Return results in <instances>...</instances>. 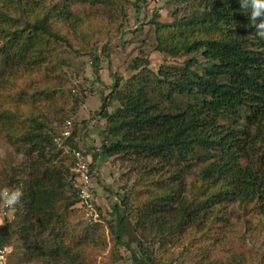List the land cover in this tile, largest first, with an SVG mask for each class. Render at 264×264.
I'll return each mask as SVG.
<instances>
[{"label":"trees","instance_id":"16d2710c","mask_svg":"<svg viewBox=\"0 0 264 264\" xmlns=\"http://www.w3.org/2000/svg\"><path fill=\"white\" fill-rule=\"evenodd\" d=\"M170 1L188 3L187 14L172 23L150 19L155 48L191 56L179 66L161 65L156 73L138 69L140 58L132 59L129 68L136 72L109 95L119 106L104 113L108 134L117 139L102 145L107 156L123 153L143 160L150 166L144 172L148 179L163 175L162 169L168 174L144 180L142 200L138 196L135 206L126 205L124 198L114 202L116 227H108L120 242L119 223L124 215L132 222L140 242L138 255L131 250L133 264H253L264 257V247L260 253L242 241H264V39L257 37L250 10L242 9L239 0ZM73 2L109 4L116 12L122 6L116 0H0V133L24 148L29 170L24 178L7 175L6 169L1 173L5 181L0 190L23 191L12 208L17 219L0 227V245L12 243L16 260L69 256L67 248L79 242L71 237L65 246L62 229L68 218L82 213L72 187V160H55L63 153L53 140L60 130L31 115L35 104L51 102L49 93L63 87L56 90L39 75L26 77L35 67L41 71L47 56L57 65L64 63L58 56L75 37L81 43L96 34L97 21L72 13ZM139 2L144 0L131 3L135 10ZM179 9L174 8L175 14ZM197 55L203 63L193 68ZM100 100V109L109 104L105 96ZM231 215L236 228L229 227ZM176 236L187 240L169 251L167 241L177 242ZM47 237L58 245L49 247ZM153 246L164 253V261L152 254Z\"/></svg>","mask_w":264,"mask_h":264},{"label":"rangeland","instance_id":"374dc122","mask_svg":"<svg viewBox=\"0 0 264 264\" xmlns=\"http://www.w3.org/2000/svg\"><path fill=\"white\" fill-rule=\"evenodd\" d=\"M44 1L49 3L50 0ZM134 1L136 0H116L117 4H122L121 9L117 12L109 4L101 3L92 6L88 3L73 2L70 5L72 13L89 14L88 16L93 19V22L97 21L94 24L96 34L81 43H79L78 37H75L72 47L69 50L64 48L65 50L58 56L59 60H63L64 63L57 65L50 61L51 56H47L48 61L41 66V71L35 67L33 74L26 76L30 78L39 75L43 79L49 78L50 87L56 88V90L63 87L60 92L49 93L52 98L51 102L43 99L42 102L35 104L31 115L38 119L40 116L44 117L47 122L51 123V127L57 130L62 129L66 121L70 122L71 140L65 144L66 151H62L63 153L55 160L61 157L63 163L67 164L70 159L72 160V152L75 150L88 156L91 170L87 185L93 190V199H91L97 217L95 220L88 219L80 207L82 213L77 212L78 215L73 218L70 214L71 219L68 218L62 228L67 232L64 243L65 246L69 245L71 237L79 238V242L78 246L67 248L69 256L60 255L57 259H42L37 255H32L16 260L17 258L12 252L14 245L9 243L6 245L9 247V253L4 262L0 264H133L131 250L138 255V243H140L137 240L138 233L133 232L132 222L125 215L119 223L120 242L114 241L113 234L108 227L109 223L114 225L115 212L112 205L120 198H124L126 205L135 206L142 200L141 194L144 192V188L141 189V185L144 180L153 182L162 179L159 177L167 176L168 172L162 169L160 171L163 175L151 174L152 176L148 179L144 172L149 170L150 166L144 164L143 160L139 161L138 157L130 155H128L130 157L127 155L125 157L123 153L107 156L103 152L102 145L115 141L117 137L108 134L107 119L104 117V113H112L119 106L118 101L113 100L109 95L114 91L113 89L122 87L128 77L136 72L129 68L132 59L140 58L138 69L145 66L152 73H156L159 66H179L184 59H188L191 55L185 52L168 55L156 50L154 25L150 22V19H154L160 23H172L175 19L187 14V10L184 9L188 3L182 2L181 5L170 0H144V2L138 3L139 7L135 10L131 4ZM175 7L180 8L179 13L175 14ZM202 63L203 59L197 55V63L192 67L199 68ZM35 80L38 79L35 77ZM21 82H24V77H21ZM112 85L114 86L112 87ZM101 96H105L109 102L102 109L99 108ZM66 118L67 120L62 124ZM17 145L0 133V185L5 181L4 175H1L3 169L7 170V175L13 172L22 178L29 172L25 150ZM64 155L66 156L64 157ZM142 167H145V170L142 171ZM197 168L198 166L192 167L191 174H194ZM16 172H20V174ZM183 181L186 185L189 184L191 175H186ZM70 192L67 189L66 196H70ZM72 209L77 210L78 208L73 207ZM74 213L76 211H73ZM15 215L12 208L6 210L5 219L8 220L4 224L17 219ZM235 219V216L231 215L230 228L237 227L233 224ZM57 227L60 225H56L55 231L60 229ZM176 238L178 241L172 244L168 240L165 248H169V251L178 250L187 240L184 236H176ZM44 242L49 247L52 243V246L58 245L57 240L53 242L50 237L45 238ZM242 243L246 248L256 249L260 253L263 251V239L248 241L244 238ZM64 248L66 249V247ZM151 249L152 254L155 252L164 261V253L157 252V246H153ZM76 253H79L80 256L75 259ZM176 262L174 264H181ZM253 264H264L262 254Z\"/></svg>","mask_w":264,"mask_h":264},{"label":"built area","instance_id":"2783aa9c","mask_svg":"<svg viewBox=\"0 0 264 264\" xmlns=\"http://www.w3.org/2000/svg\"><path fill=\"white\" fill-rule=\"evenodd\" d=\"M70 135V125L66 121L63 124V128L60 129L59 135L53 140L62 149L66 151L64 140H66ZM71 171L75 174V179L73 180L72 187L75 189V195L77 197L80 207L83 209L86 217L90 220H95L97 217V212L92 204V191L89 188V160L88 156L83 154L81 151L75 150L72 152V164ZM2 204V202L0 203ZM9 208H0V220L3 221L0 227L8 220L5 219V211ZM9 253V247L6 245H0V263H3L7 254Z\"/></svg>","mask_w":264,"mask_h":264},{"label":"clouds","instance_id":"9594fccd","mask_svg":"<svg viewBox=\"0 0 264 264\" xmlns=\"http://www.w3.org/2000/svg\"><path fill=\"white\" fill-rule=\"evenodd\" d=\"M239 3L242 9L250 10L249 22L255 28L257 37L264 39V0H239ZM22 196L23 191L20 187L3 188L0 190V202H2L0 208H13L20 202ZM2 223L3 221L0 220V224Z\"/></svg>","mask_w":264,"mask_h":264}]
</instances>
